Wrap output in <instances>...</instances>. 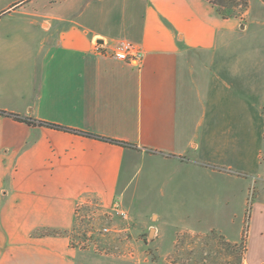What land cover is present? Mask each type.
<instances>
[{
  "label": "crops",
  "instance_id": "obj_1",
  "mask_svg": "<svg viewBox=\"0 0 264 264\" xmlns=\"http://www.w3.org/2000/svg\"><path fill=\"white\" fill-rule=\"evenodd\" d=\"M247 1L224 18L209 0H0V264H79L80 206L110 208L139 164H192L212 183L231 175L207 152L253 168L264 1ZM122 41L144 51L140 67L94 51Z\"/></svg>",
  "mask_w": 264,
  "mask_h": 264
},
{
  "label": "rangeland",
  "instance_id": "obj_2",
  "mask_svg": "<svg viewBox=\"0 0 264 264\" xmlns=\"http://www.w3.org/2000/svg\"><path fill=\"white\" fill-rule=\"evenodd\" d=\"M250 9L248 20L258 14L252 1ZM204 157L231 178L212 183L188 177L192 164L168 170L146 162L134 168L125 195L115 197L127 218L113 203L81 205L69 233L79 264H264V155L247 171L223 167L226 157L211 152Z\"/></svg>",
  "mask_w": 264,
  "mask_h": 264
},
{
  "label": "built area",
  "instance_id": "obj_3",
  "mask_svg": "<svg viewBox=\"0 0 264 264\" xmlns=\"http://www.w3.org/2000/svg\"><path fill=\"white\" fill-rule=\"evenodd\" d=\"M94 51L101 56L123 61L139 67L142 65L145 57V53L140 47L127 41L117 43L112 50H107L104 46L96 43ZM113 210L118 216L127 218V213L125 212V209H123L121 199H115L113 201ZM104 230L105 232H109V229Z\"/></svg>",
  "mask_w": 264,
  "mask_h": 264
},
{
  "label": "trees",
  "instance_id": "obj_4",
  "mask_svg": "<svg viewBox=\"0 0 264 264\" xmlns=\"http://www.w3.org/2000/svg\"><path fill=\"white\" fill-rule=\"evenodd\" d=\"M209 1L214 6H216V8L218 10V13L224 18L235 17L237 15L236 12L234 11V9L236 7H241L244 10V12H246L248 10V7H249L247 0H209ZM1 113L5 114L4 112H1ZM17 119H18V117H17ZM29 123H31V122H29ZM33 124H35V123H33ZM37 124H39V125H47V126H51V127L58 128V129H64V130L73 131L71 129H67V128H64V127H61V126H58V125H54V124H50V123H46V122H38ZM83 134L88 135V136H93V137H96V138L101 139V140H107V141H110V142L120 143V144L126 145L125 143L118 142V141H115V140H112V139H108V138H104V137H100V136H97V135H92L90 133H83Z\"/></svg>",
  "mask_w": 264,
  "mask_h": 264
}]
</instances>
